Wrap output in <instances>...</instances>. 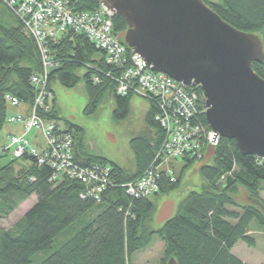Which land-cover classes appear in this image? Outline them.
I'll list each match as a JSON object with an SVG mask.
<instances>
[{"label":"trees","instance_id":"obj_1","mask_svg":"<svg viewBox=\"0 0 264 264\" xmlns=\"http://www.w3.org/2000/svg\"><path fill=\"white\" fill-rule=\"evenodd\" d=\"M65 1L74 10L84 12L95 11L100 4V0ZM200 1L232 28L258 36L264 53V0ZM0 7L1 133L8 116L4 95L31 105L35 89L30 79L41 71V61L34 41L23 34L20 22L1 2ZM112 21L113 34L123 44L126 23L116 16ZM48 51L56 64L48 75L51 92L53 83L64 90L82 83L87 96L85 114H94L109 98L113 118L124 120L129 115L133 98L115 93L119 71L106 66L102 54L85 37L63 35L48 44ZM81 68L86 71L79 76ZM252 70L264 81V60L253 63ZM196 91L200 93L199 88ZM147 103L144 124L150 132L133 148L131 169L78 150L72 132L81 129L62 119L52 107L45 117L65 124L74 139L75 162L81 168L109 166L110 184L100 202L95 203L80 198L82 186L76 181H50V168L38 167L34 158L24 155L20 160L11 159L0 167V221L30 197L36 196V202L11 229L0 228V264H132L134 255L151 246L154 239L163 245L158 264H166L169 259L177 264H244L232 249L238 243L255 247L254 236L250 235L252 224L264 240V214L260 208L264 206L260 199L264 192V161L244 156L234 141L220 139L211 159L196 166L204 181L201 190L189 192L173 216L157 225L151 200L129 197L124 189L154 162L162 142L163 132L154 121L156 107ZM201 122L207 125L203 115ZM182 161L183 168L195 165L193 161ZM228 178L231 180L227 184ZM179 184L180 178H174V172L173 178L160 173L159 190L153 196L176 191ZM238 187L257 205L236 203L233 196Z\"/></svg>","mask_w":264,"mask_h":264},{"label":"built area","instance_id":"obj_2","mask_svg":"<svg viewBox=\"0 0 264 264\" xmlns=\"http://www.w3.org/2000/svg\"><path fill=\"white\" fill-rule=\"evenodd\" d=\"M19 20L23 34L37 47L41 71L30 79L35 89L31 105L22 104L12 95H4L7 108L27 106L26 115L8 116L7 124L21 126L22 135L9 137L7 150L12 159L28 155L38 167L47 165L52 171L50 181L66 178L82 186L81 199L99 203L110 184L111 169L107 165L81 168L73 155L74 139L65 125L47 119L51 111L53 93L48 89V75L56 67L48 51V44L61 36L76 34L99 51L106 66L119 71L115 79V93L152 103L156 107L154 121L163 132V138L154 162L134 182L124 186L134 199H148L159 190L158 177L163 173L173 178L171 164L177 160L194 163L204 159L209 147L216 148L214 132L201 122L205 118V98L197 87H186L165 74L145 67L144 60L122 44L113 34L114 14L99 4L92 12L76 11L65 0H0ZM95 80V79H94ZM96 81V80H95ZM31 130L44 138L41 153L31 149L25 136ZM227 176L221 178L225 180ZM174 180V179H173Z\"/></svg>","mask_w":264,"mask_h":264},{"label":"water","instance_id":"obj_3","mask_svg":"<svg viewBox=\"0 0 264 264\" xmlns=\"http://www.w3.org/2000/svg\"><path fill=\"white\" fill-rule=\"evenodd\" d=\"M127 29L123 42L153 72L200 88L212 142L232 140L244 156L264 161V81L252 70L264 60L258 36L237 31L200 0H100ZM215 149L209 147L200 165ZM230 178L226 180L228 184ZM245 204H253L245 194ZM256 204V203H254ZM257 205V204H256ZM264 214V206H260ZM171 200L157 210L161 225L174 214ZM166 264H177L169 259Z\"/></svg>","mask_w":264,"mask_h":264},{"label":"rangeland","instance_id":"obj_4","mask_svg":"<svg viewBox=\"0 0 264 264\" xmlns=\"http://www.w3.org/2000/svg\"><path fill=\"white\" fill-rule=\"evenodd\" d=\"M3 7L18 20L4 5ZM1 11L3 9L0 7ZM85 71V68H81L77 74L82 76ZM51 89L53 90L54 98L50 103L51 109L55 106L59 110V115L62 119L71 121L73 125L81 129V131L72 132L73 136H75V145L78 150L91 156L103 157L122 168L131 169L133 167V148L136 143L146 139L150 132L144 124V115L148 108V103L145 100L133 98L131 100L129 115L124 120H116L112 117V102L109 98H106L99 105L94 114H85L87 96L82 83L71 90H64L57 83H53ZM19 107L21 106L8 108V113L13 114L11 113L12 111L10 112V109H18ZM26 114L17 113L8 116ZM60 123L65 125L62 121ZM10 125L17 126L5 123L0 133V167L6 165L12 159L7 150L8 140L9 137L17 135H7L11 128ZM19 135H22V130ZM25 139L31 149L36 150L37 153H41V149L45 143L39 131L31 130L25 136ZM196 166L198 167L199 164L195 163V165L189 168H183L184 162L180 160L172 163L171 168L174 172V178L176 176L180 178L179 188L176 191H171L158 197L151 196L149 198L155 207L153 212L154 216L156 215V210L165 201L171 200L175 204V208H177L189 192L201 190L204 181L196 170ZM224 182L225 180H220V183L224 184ZM241 194L247 195L245 191L238 187L233 196L234 201L239 205H247L241 201ZM260 199L264 205V192L260 194ZM35 202L36 196L27 199L7 219L0 221V228L4 230L11 229ZM250 235L254 236L255 247L249 248L243 243H238L233 249L232 254L247 264H264V240L260 230L254 224H252ZM162 251V243L158 239H154L151 246L134 255L132 264H158L162 258Z\"/></svg>","mask_w":264,"mask_h":264},{"label":"crops","instance_id":"obj_5","mask_svg":"<svg viewBox=\"0 0 264 264\" xmlns=\"http://www.w3.org/2000/svg\"><path fill=\"white\" fill-rule=\"evenodd\" d=\"M53 93V92H52ZM54 99V98H53ZM27 110H28V108H27V106H21V107H19L18 109H10V112L11 113H13V114H10V113H8V115H14V114H17V113H23V114H26L27 113ZM10 129H9V131H8V136H10V135H19L20 133H21V127H19V126H13V125H10ZM174 207H175V204H174ZM176 209V208H175ZM156 212H157V210H156ZM236 247V246H235ZM234 247V248H235ZM233 248V249H234ZM233 249H232V251H233ZM234 256H236V255H234ZM237 257V256H236ZM238 258V257H237ZM240 259V258H239ZM241 260V259H240ZM244 264H247L246 262H244L243 260H241Z\"/></svg>","mask_w":264,"mask_h":264},{"label":"flooded vegetation","instance_id":"obj_6","mask_svg":"<svg viewBox=\"0 0 264 264\" xmlns=\"http://www.w3.org/2000/svg\"><path fill=\"white\" fill-rule=\"evenodd\" d=\"M57 110V109H56ZM58 111V113H59V110H57ZM60 116V115H59ZM70 123H71V121H69Z\"/></svg>","mask_w":264,"mask_h":264}]
</instances>
